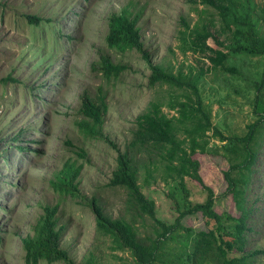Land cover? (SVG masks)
Returning a JSON list of instances; mask_svg holds the SVG:
<instances>
[{"label": "rangeland", "instance_id": "374dc122", "mask_svg": "<svg viewBox=\"0 0 264 264\" xmlns=\"http://www.w3.org/2000/svg\"><path fill=\"white\" fill-rule=\"evenodd\" d=\"M257 3L264 6V0ZM122 10L137 19L139 47L146 57L138 47H107L108 18ZM28 16L39 21L30 23ZM182 19L189 27L208 23L213 37L206 45L223 50L218 42H226V32L216 13L198 0H0V264H26L21 240L33 234L46 206L53 210L59 248L68 260L37 264H82L89 258L92 264H135L129 251L117 249L108 236L96 232L93 200L110 219L130 223L138 241L147 243L155 238V231H161L132 205L124 189L108 185L118 152L124 153L132 139L136 117L152 102L169 117L176 116L168 104L184 100L186 92L180 89L148 85L150 65L161 64L174 74L201 73L197 87L212 125L225 137L246 132L254 120L256 92L249 85L257 81L248 77H259L264 57L232 59L238 75L213 69L208 57L214 54L209 50L180 49ZM103 58L121 71L104 74L99 67ZM84 95L94 100L101 96L107 108L97 136L78 126L84 119ZM177 136L188 140L184 130ZM205 140L206 152L196 151L191 159L198 162L202 184L213 191V209L228 240L233 224L229 218L240 213L231 196H221L226 190L223 172L228 168L222 150L225 142L212 131ZM258 144L246 189V207L251 212L245 221L243 247V252L256 254L247 264H264L260 254L264 251V135ZM159 152H133V165L140 192L154 203V218L172 225L183 210V198L174 191L180 189L178 179L167 177ZM65 166L76 170L74 194L57 185ZM183 182L190 203L205 200L201 183L188 176H183ZM175 192L178 199L170 196ZM179 222L173 234L177 240L165 241L160 252L173 253L186 239L189 242L186 229L195 233L214 228L200 213Z\"/></svg>", "mask_w": 264, "mask_h": 264}, {"label": "trees", "instance_id": "16d2710c", "mask_svg": "<svg viewBox=\"0 0 264 264\" xmlns=\"http://www.w3.org/2000/svg\"><path fill=\"white\" fill-rule=\"evenodd\" d=\"M258 0H198V3L214 11L220 22L222 32H226V42H218L223 50H213L206 45V40L212 38L208 23L196 22L192 27L181 23L184 29L179 31L181 41L180 49H190L193 52H205L209 50L213 57H208L213 69L219 68L225 73L238 75L239 71L232 59L240 60L245 56L264 57V6L257 3ZM261 1V0H260ZM30 23L38 22V18L28 16ZM136 18L130 19L127 10L112 14L108 18V34L106 44L108 48H122L125 46L138 47L142 55L146 57L138 41L139 30L136 27ZM211 24V23H210ZM215 40V37H214ZM101 71L106 75H117L121 67L114 65L107 58H103L99 64ZM149 86L166 84L180 89L186 93L182 95L184 100L174 101L168 104V108L176 113V116H168L161 110V105L152 102L145 111L135 119V128L132 131V139L127 144L124 153L118 152L116 167L109 180L110 186L121 187L126 191L132 205L141 213L152 218L161 231H155V238L147 243L136 239L133 226L121 219H110L93 200L90 204L94 215L96 232L108 236L115 247L122 251H129L135 264H247L248 258H253L255 251L243 252L245 221L251 212L246 207V189L253 173V165L256 157L255 148L259 146L264 135V64L261 74L254 78L250 89H254L255 97L252 107L254 120L246 127V132L240 135L222 136L216 126L211 123L210 110H207L199 93L197 84L202 78L201 73L182 74L180 71L173 73L161 64L150 65ZM81 113L84 119L78 124L79 129L87 135L97 136L96 128L101 124V114L107 108L104 99L99 96L95 100L87 95L83 96ZM176 109V110H174ZM184 130L188 140L179 139L177 134ZM212 131L213 136H218L225 144L222 147L224 156L228 161V168L223 172L226 190L222 197L231 196L235 207L239 210V217H230L233 222L228 231L229 239H225L223 225L220 216L214 211L213 191L204 186L198 175V162L191 156L199 151L206 152L207 141L205 135ZM15 140V137L12 138ZM185 142L188 146L185 148ZM153 149L160 151L159 157L164 161L167 177L174 181L178 179L179 192L185 205L179 211L178 217L172 225H164L154 218V203L148 200L139 190L137 184V171L133 163V152L147 153ZM187 150V151H186ZM176 163V164H174ZM72 167L63 169L58 177L61 188L74 194L75 186ZM183 176L196 180L203 185L206 198L202 203L192 204L187 200V190L184 187ZM177 192L170 196L178 195ZM175 199H178L176 196ZM200 213L204 218L214 224L213 230L193 232L186 229V243L181 249L170 253L160 252L165 241L177 240L173 234L179 227V220L188 215ZM53 210L48 206L43 208V218L33 228V234L23 238L22 248L25 254L26 264H37L39 261L53 263L67 261L66 252L59 248V234L55 230ZM184 247V249L182 248ZM238 253V255H236ZM240 253V254H239ZM264 254V251H260ZM233 255V256H232ZM172 258V259H171ZM82 264H92L91 258Z\"/></svg>", "mask_w": 264, "mask_h": 264}]
</instances>
